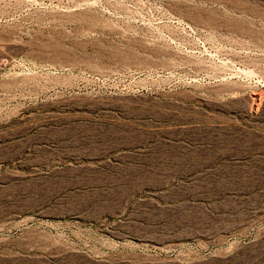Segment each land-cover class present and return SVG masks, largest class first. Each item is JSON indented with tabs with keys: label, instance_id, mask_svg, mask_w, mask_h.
I'll use <instances>...</instances> for the list:
<instances>
[{
	"label": "rangeland",
	"instance_id": "1",
	"mask_svg": "<svg viewBox=\"0 0 264 264\" xmlns=\"http://www.w3.org/2000/svg\"><path fill=\"white\" fill-rule=\"evenodd\" d=\"M0 264H264V0H0Z\"/></svg>",
	"mask_w": 264,
	"mask_h": 264
}]
</instances>
